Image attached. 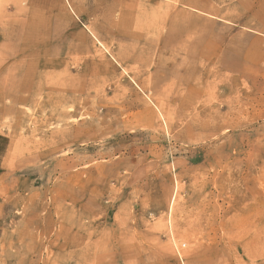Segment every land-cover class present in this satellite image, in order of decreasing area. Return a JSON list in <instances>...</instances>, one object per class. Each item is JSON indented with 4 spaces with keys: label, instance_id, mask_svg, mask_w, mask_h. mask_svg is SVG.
Segmentation results:
<instances>
[{
    "label": "rangeland",
    "instance_id": "1",
    "mask_svg": "<svg viewBox=\"0 0 264 264\" xmlns=\"http://www.w3.org/2000/svg\"><path fill=\"white\" fill-rule=\"evenodd\" d=\"M0 264H264V0H0Z\"/></svg>",
    "mask_w": 264,
    "mask_h": 264
},
{
    "label": "bare ground",
    "instance_id": "2",
    "mask_svg": "<svg viewBox=\"0 0 264 264\" xmlns=\"http://www.w3.org/2000/svg\"><path fill=\"white\" fill-rule=\"evenodd\" d=\"M181 245H182V244H181ZM239 247L242 248V249L244 250V252L246 253V255H247L248 257H251V258L253 257V255H252V254H253V252H252V250H253L252 248H253V247L251 246V247L249 248V243H248V242L245 243V244H243V243L240 244ZM245 253H244V254H245Z\"/></svg>",
    "mask_w": 264,
    "mask_h": 264
}]
</instances>
